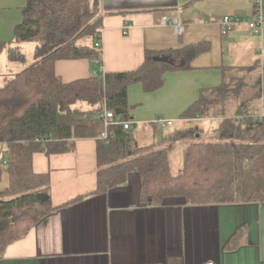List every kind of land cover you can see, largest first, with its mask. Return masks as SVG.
<instances>
[{
  "label": "crops",
  "instance_id": "obj_1",
  "mask_svg": "<svg viewBox=\"0 0 264 264\" xmlns=\"http://www.w3.org/2000/svg\"><path fill=\"white\" fill-rule=\"evenodd\" d=\"M26 3L0 0V41L16 45L14 30ZM254 3L102 0L103 64L87 58L62 59L55 64L56 74L72 82L100 72L132 71L144 63L147 50L207 42L209 49L192 62V69L167 73L164 86L153 92H146L140 83L131 85L129 101L134 105L135 129H151L148 144L172 138L186 124L198 127L203 123L204 128L216 123L210 126L215 130L219 117L184 119L182 114L201 97L215 98L227 67L253 66L264 58V0L261 33L254 34L246 23L227 34L221 32L225 15L250 18ZM28 43L21 44L22 51ZM9 62L7 51L0 53V81L23 70L27 60L18 70L9 68ZM240 75L248 80L249 93L255 72L241 71ZM256 107L258 113L259 100ZM157 118L170 119L173 124L159 129L154 125ZM169 142L166 138L164 143ZM184 144L182 160L188 140ZM5 151L6 145L0 144V155ZM33 167L37 173L50 174L52 203L59 208L8 245L0 264H264V202L191 205L170 198L160 205L147 204L141 200L137 172H131L124 185L96 193L95 138L77 139L69 152H37ZM236 237L239 244L233 247Z\"/></svg>",
  "mask_w": 264,
  "mask_h": 264
},
{
  "label": "trees",
  "instance_id": "obj_2",
  "mask_svg": "<svg viewBox=\"0 0 264 264\" xmlns=\"http://www.w3.org/2000/svg\"><path fill=\"white\" fill-rule=\"evenodd\" d=\"M254 14L258 9L254 4ZM102 0H27L22 20L15 26L16 45L0 41L12 62H24L21 44L35 42L32 64L0 81V259L11 243L26 236L44 217L56 211L49 173H37L33 156L73 151L75 141L97 139L98 188L106 193L124 185L131 172L141 180V200L160 205L170 198L186 204H237L264 202V120L255 119L259 100L260 61L253 66H232L216 88L213 100L201 97L183 114L184 119L219 117L214 139L202 141L197 126L178 130L168 141L188 140L183 167L172 172V145H141L135 128L113 124L101 138L107 108L116 120H132L130 86L153 92L165 84L169 72L192 69V62L209 49L207 42L179 49L147 50L136 70L96 73L64 82L55 64L62 59L87 58L103 64ZM255 72L248 80L240 72ZM242 101V102H241ZM87 103L89 109L74 107ZM249 117L242 119L241 115ZM4 173L8 184L2 185ZM82 198L78 199L81 200ZM239 244L238 238L232 246Z\"/></svg>",
  "mask_w": 264,
  "mask_h": 264
},
{
  "label": "built area",
  "instance_id": "obj_3",
  "mask_svg": "<svg viewBox=\"0 0 264 264\" xmlns=\"http://www.w3.org/2000/svg\"><path fill=\"white\" fill-rule=\"evenodd\" d=\"M255 6L258 9V13L252 15L250 18L243 19L238 16H231V15H225L220 23L221 26V32L222 34H227L230 31H232L236 26H238L241 23H246L249 28L252 30L254 34H259L262 31V24L263 20L260 15V6H261V0H255ZM166 19V17H165ZM175 22L177 23L178 20L176 19ZM178 31H182L181 25L178 23ZM96 47L102 49V38L101 40H98L96 42ZM259 75H260V85H259V101H260V110L258 113L253 114V117L255 119L264 120V58L260 61V67H259ZM101 119L104 122V131L101 134V138L106 139L110 132L109 128L113 124L117 123H123L124 127L126 129H130L134 127V123L132 120H116L114 117V113L104 108L102 113L100 114ZM242 119H245L249 117L248 115L244 114L240 116ZM173 124V121L170 119L165 118H157L154 120V125L161 129L167 126H170ZM207 264H214L213 262L207 263Z\"/></svg>",
  "mask_w": 264,
  "mask_h": 264
},
{
  "label": "rangeland",
  "instance_id": "obj_4",
  "mask_svg": "<svg viewBox=\"0 0 264 264\" xmlns=\"http://www.w3.org/2000/svg\"><path fill=\"white\" fill-rule=\"evenodd\" d=\"M35 47H36L35 42H30L24 46L23 52H24V54L26 56V60H27L26 65H24L23 62H9L10 63L9 68H13L14 70H18L23 65L25 67H27L30 64H32L35 60V57H34ZM0 68H1V64H0ZM6 81L7 80L1 81V84H4ZM74 107L80 108V109H89L91 106L88 105L87 103L81 102V103H77L76 105H74ZM212 124L214 126L216 123H212ZM212 124L205 126L204 127L205 129H204V128H202L204 126L203 123H199L198 127L201 128V130H200L201 133H197L195 137L200 136L199 138L202 141H208V140L214 139L215 138L214 135L216 132H215V130L210 129V126L212 127ZM179 125L180 124L178 123L177 125H174L172 127L179 126ZM172 127H168V128H166V130L171 129ZM189 127H191V125L186 124V125L181 126L180 130H186ZM135 135H136V138L138 139V141L140 142L141 145H146L150 142L151 129L149 128V126H146L145 129L137 127L135 129ZM185 141H187V140L179 139L176 141L169 142L167 145H166V143H163L161 145V147L169 146L170 144L173 145V148L170 151V161H171V169H172V172H174V173H178L183 167V160L181 158L182 155H180V150L182 149L183 146H185V144H184ZM1 157H2V155H0V159H1ZM8 181H9V177H8L7 173H4V179H3L2 185L8 184Z\"/></svg>",
  "mask_w": 264,
  "mask_h": 264
}]
</instances>
